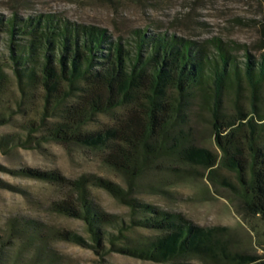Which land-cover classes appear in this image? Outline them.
I'll list each match as a JSON object with an SVG mask.
<instances>
[{"label":"trees","instance_id":"trees-1","mask_svg":"<svg viewBox=\"0 0 264 264\" xmlns=\"http://www.w3.org/2000/svg\"><path fill=\"white\" fill-rule=\"evenodd\" d=\"M131 35L113 38L50 13L0 14V127L15 129L0 134V151L45 144L93 151L127 186L92 174L68 179L54 170L12 171L57 189L61 195L49 210L79 220L84 236L13 216L0 227V264H59L56 242L88 250L99 264L111 254L161 264H264L232 247L226 227L195 225L143 202L131 187L156 164L196 168L213 189L229 188L243 219L264 221V54L254 59L241 48L239 61L216 38ZM195 104L208 115L217 152L190 140ZM98 116L107 122L87 129ZM91 188L124 206L126 219L102 210Z\"/></svg>","mask_w":264,"mask_h":264},{"label":"rangeland","instance_id":"rangeland-1","mask_svg":"<svg viewBox=\"0 0 264 264\" xmlns=\"http://www.w3.org/2000/svg\"><path fill=\"white\" fill-rule=\"evenodd\" d=\"M15 12L21 16L36 13L55 14L65 20L98 26L113 38L130 40L133 30L164 33L203 42L216 38L233 50L242 61L243 51L254 59L264 54V0H0V14ZM189 136L193 144L217 152L210 122L198 104L193 106ZM230 110V109H229ZM104 116L87 125L95 129L106 123ZM12 126L0 127V134L12 132ZM54 170L68 179L85 174L105 178L122 188L125 182L100 162L98 153L57 144L39 149L0 151V227L13 216H29L57 229H69L84 236L79 220L65 219L51 213L49 204L60 192L36 180L15 176L17 169ZM196 168L156 164L143 171L131 187L136 197L161 209L181 213L198 226L227 228L234 246L240 252L264 258V221L257 216L242 218L228 187L213 189ZM217 174L234 184L223 170ZM181 175V176H178ZM92 200L105 212L126 219L127 209L100 189L91 188ZM59 264H99L97 257L85 249L65 242L52 244ZM108 264H161L138 261L111 254ZM170 264V263H165ZM179 264H208L188 259Z\"/></svg>","mask_w":264,"mask_h":264}]
</instances>
